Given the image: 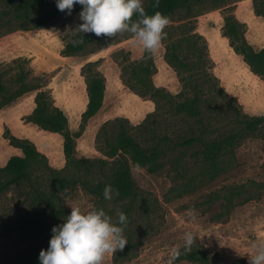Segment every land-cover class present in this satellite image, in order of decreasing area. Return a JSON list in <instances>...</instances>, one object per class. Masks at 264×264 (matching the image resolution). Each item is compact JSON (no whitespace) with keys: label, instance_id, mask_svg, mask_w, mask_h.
Instances as JSON below:
<instances>
[{"label":"rangeland","instance_id":"rangeland-1","mask_svg":"<svg viewBox=\"0 0 264 264\" xmlns=\"http://www.w3.org/2000/svg\"><path fill=\"white\" fill-rule=\"evenodd\" d=\"M254 3V0H193L163 15L170 18V24L178 25L185 20L181 19L184 15L190 14L188 18L195 24L194 33L203 35L191 39L195 42L196 54L190 58L202 63L199 72L206 70L216 76L221 87L236 98L235 102L244 113L262 116L264 79L251 70L243 55L235 51L230 38L223 33L229 28L226 18L231 16L244 23L234 30L233 38L236 33L244 34L255 49L264 47V17L256 14ZM52 6H56V0H41L30 20L0 35L1 166L11 156L23 154L21 148L11 144L8 133L29 138L52 167L62 169L66 165L64 136L41 128L28 120V116L36 106V95L40 90H49L56 102L58 98L66 102L64 95L68 81H74L79 72L84 76L83 66L88 61H97L95 67L99 69L106 58H110L137 88H148L152 82H168L174 86V79L178 81L175 82L177 91L165 87L169 93L177 94L184 87L176 68L166 60L171 70L160 72L156 54L149 55L134 45L129 33L112 38L93 36L83 48L64 53L67 43L81 34H74L73 30L81 23L82 6L74 7L71 15L61 12L44 24L25 27ZM8 19L0 17V23ZM163 48L165 51L164 41L158 53ZM195 50H189V54ZM142 54H145L143 58L140 57ZM139 64L151 69V73L144 74L141 79L132 71ZM195 72L198 73L195 70L194 75ZM189 73L185 75L193 80L194 76L190 77ZM124 104L122 102L121 107ZM161 104L164 105L160 111L163 116L158 120L162 128L173 132L185 130L190 123L179 121V116L166 105L165 99ZM136 115L134 112L128 114L129 117ZM144 118L139 122L129 118L130 125L136 126ZM80 121L77 117L72 119L73 133L79 130ZM213 125V136L229 134L244 126L233 118L216 119ZM136 132L134 128L132 133ZM75 148L77 157H102L97 133L86 131V127L76 138ZM195 148L182 149L188 157L179 165L174 163L178 150L170 151L169 161L155 172L132 165V175L141 193L136 200L116 201L113 197L104 200L82 185L63 192V212L57 217L56 225L63 223L70 214L69 205L73 202L84 207H102L114 221L118 211L125 213L128 223L124 236L128 242L123 251L106 257L104 264H167L170 250L175 245L181 246V255L174 264H248L252 245L264 241V139L255 133L241 137L233 146V156H222L216 169L202 166L198 157L192 156ZM15 193L0 197V264H10L12 256L20 263L28 248L37 252L43 245L39 240L29 239L26 229L10 231L11 222L23 208L18 205V199L15 200ZM50 230L44 228L40 233ZM188 231L194 234L195 242L191 251L185 252L183 236Z\"/></svg>","mask_w":264,"mask_h":264},{"label":"trees","instance_id":"trees-1","mask_svg":"<svg viewBox=\"0 0 264 264\" xmlns=\"http://www.w3.org/2000/svg\"><path fill=\"white\" fill-rule=\"evenodd\" d=\"M40 1L0 0V17H9L7 21L0 23V35L30 20L36 13L35 6H38ZM191 1L193 0H159V7H154L156 0H144L143 6L148 15H153L157 11L165 14L188 5ZM254 2L256 14L264 17V0ZM77 6L80 7L79 4L75 5ZM60 13L57 6H52L25 27L44 24ZM189 15H184L181 19L185 20L178 25L170 24L165 29L167 38L164 40L166 45L164 57L177 69L184 85L183 89L177 94H172L165 87L156 86L154 82L148 88H137L130 78H125L123 72L124 82L140 95L153 99L156 107L136 126L130 125V120L126 117L106 121L97 133V145L102 157L80 158L75 152L76 138L82 135L88 120L98 112L104 100L106 79L102 72L96 69L97 61H88L83 66L89 102L76 133L71 131L67 114L56 105L49 90L38 91L36 106L28 116V120L41 128L64 136L66 165L62 169L52 167L46 156L29 138L7 134L11 144L21 148L23 152L21 155L11 156L4 166L0 165V197L16 192L14 198L18 199V205L23 206L9 229L14 231L12 233L26 229L29 239L39 240L43 244L37 252L31 247L28 248L27 253H24V260L20 263L16 262L18 260L16 256H12L10 264H40V251L49 247L53 234L52 230L45 234L40 233V230L56 226L57 217L63 212L64 207L62 193L68 192L76 185H82L104 200L105 186L110 185L114 190L112 195L114 200H136L141 193L132 175V165L155 172L169 161L170 151L178 150L175 151L177 156L174 163L179 165L188 157L187 152L182 149L196 147L192 156H197L202 166L216 169L222 156H233V146L241 137L255 133L264 139V115L249 116L244 113L241 106L235 102L236 98L231 97L221 87L217 77L206 70L199 72L202 63L190 58L196 54L195 42H191L192 37L202 38L203 35L194 33L195 24L188 18ZM226 22L229 28L223 33L230 38L231 46L237 53L243 55L251 70L264 79V47L255 49L244 34L236 33L233 38L234 30L242 27L244 23L231 16L226 18ZM93 36H95L93 33H81L74 41L67 43L64 53L69 54L83 48L85 44L91 42L89 38ZM81 37L84 39L83 42L77 43ZM191 49L195 51L189 54ZM138 61L140 63L142 60H133L137 63ZM195 70L198 73L195 72L194 75ZM132 71L140 79L144 74L151 73L149 66L144 64L133 67ZM187 72L191 73L190 77L194 76L193 80L185 75ZM193 81L195 83H192ZM164 99L166 105L179 116V121L190 123L185 130L173 132L162 128L158 117L163 116L160 111L164 108L161 104ZM220 118L228 120L233 118L244 126L229 134L213 136L215 132L213 121ZM134 128L137 130L136 133H132ZM115 192H118V195Z\"/></svg>","mask_w":264,"mask_h":264},{"label":"clouds","instance_id":"clouds-1","mask_svg":"<svg viewBox=\"0 0 264 264\" xmlns=\"http://www.w3.org/2000/svg\"><path fill=\"white\" fill-rule=\"evenodd\" d=\"M77 4L82 6L81 23L73 30L74 34L93 33L97 37L112 38L129 33L133 44L149 55H155L167 38L165 29L171 23L170 18L159 11L148 15L143 0H56L58 10L67 15L72 14ZM154 7H159V0ZM83 40L81 37L76 42ZM113 192L106 185L104 198L110 200ZM69 207L71 211L64 222L53 226L49 247L40 251V264H104L106 257L123 251L128 242L124 236L128 223L125 213L118 211L114 221L102 207H84L76 202ZM194 242V234L185 232L184 251L190 252ZM180 248V245L171 248L167 264H174L179 258ZM248 264H264V241L252 245Z\"/></svg>","mask_w":264,"mask_h":264},{"label":"crops","instance_id":"crops-1","mask_svg":"<svg viewBox=\"0 0 264 264\" xmlns=\"http://www.w3.org/2000/svg\"><path fill=\"white\" fill-rule=\"evenodd\" d=\"M164 52L163 48L160 53L157 52L155 55V61L160 72L168 71V69L171 70L170 65L164 57ZM142 56L143 54L140 57L142 58ZM104 66H100L99 68L106 79L103 104L98 112L88 120L86 125V131H94L95 134L98 133L97 131H99L101 126L108 120L115 119L116 117H126L123 115L126 114L128 116V114L134 112V114H137V117H128L131 118L132 121L139 122L144 117L146 118L149 113L153 112L156 107L153 99L140 95L124 82L122 70L115 61L106 58ZM59 75L60 74H58V76ZM75 78L74 81H68V87H66L64 95L66 102L61 98H56L57 102L55 100L56 105L67 114L70 129L73 128L71 122L73 118L77 117L82 120V114L87 109L89 102L86 79H84V76H82L80 72ZM175 82L178 81L174 79V86L169 85L168 82L154 83L156 86L177 91V83L175 84ZM122 102H125L123 107H121Z\"/></svg>","mask_w":264,"mask_h":264}]
</instances>
